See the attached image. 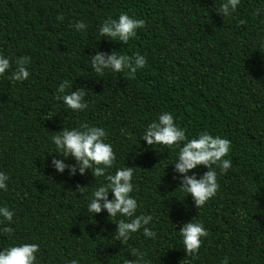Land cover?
I'll return each instance as SVG.
<instances>
[{
	"label": "trees",
	"instance_id": "1",
	"mask_svg": "<svg viewBox=\"0 0 264 264\" xmlns=\"http://www.w3.org/2000/svg\"><path fill=\"white\" fill-rule=\"evenodd\" d=\"M221 2L0 0V53L12 68L17 57L31 58L28 79L0 76V170L9 176L0 204L14 213L13 232L0 233V249L37 243L39 264H122L132 247L151 264H221L225 257L228 264H264V0H240L228 17L216 12ZM120 12L145 20L127 44L97 31ZM76 20L86 21L85 31L72 27ZM95 50L138 52L146 65L134 76L127 70L100 76L89 62ZM65 79L73 91L87 90L86 110L74 112L56 99ZM161 111L171 112L189 138L207 131L230 141L231 167L223 173L217 167L219 187L201 207L173 178L178 149L142 140ZM85 122L106 130L116 157L106 174L135 167L130 195L137 214L153 216L156 239L138 232L120 244L117 218L85 209L103 177L51 167L58 154L51 136ZM206 170L199 165L189 175ZM191 219L208 232L195 256L184 251L178 233Z\"/></svg>",
	"mask_w": 264,
	"mask_h": 264
},
{
	"label": "clouds",
	"instance_id": "2",
	"mask_svg": "<svg viewBox=\"0 0 264 264\" xmlns=\"http://www.w3.org/2000/svg\"><path fill=\"white\" fill-rule=\"evenodd\" d=\"M240 0H222L216 12L223 17L235 13ZM261 12L260 8L256 13ZM57 20L62 21L63 15H58ZM145 26V20L135 18L125 12H120L115 18L107 16L98 25V35L109 41H119L124 44L137 35V29ZM77 32H83L87 28L84 20H76L72 25ZM90 65L94 73L103 76L105 71L119 73L127 70L128 75L134 76L137 70L144 68L146 57L140 53L132 56L118 54V51L101 52L95 50L90 56ZM15 67L10 65L9 58L0 53V76L8 73L7 78L12 81H24L28 79L31 58L28 56L17 57ZM10 70V71H9ZM73 81L61 80L56 87V99L74 112L84 111L88 108V101L84 99L87 90L77 87L72 90ZM71 88V91L68 89ZM106 130L102 127L81 123L77 127L63 128L62 131L51 136V143L56 150V158L51 161V167L57 173H63L67 169L68 174L83 175L86 170L91 171L93 177H103V182L91 191L87 202L86 212L99 214L105 211L108 217L117 218L115 222V236L120 244L127 245L133 234L141 232L143 237L156 239L157 232L154 227H149L153 222L151 214L136 213L137 199L130 195L134 191L133 172L135 167H117L114 173L107 170L114 167L116 159L112 145L106 140ZM142 140L150 146L163 145L178 149L173 164V178H179V188L192 197L195 207H201L212 198L219 187L217 183V167L220 172H226L231 167V160L225 158L230 151V141L219 135H210L202 131L197 136L189 138L186 130L175 121L169 111H161L156 119L150 122L144 129ZM68 158L75 163H66ZM202 165L207 169L203 175L197 178L190 170ZM215 166V167H214ZM9 176L0 170V192L7 191ZM84 190L85 187H79ZM111 193V198H109ZM13 210L6 204H0V233L11 235L13 228L9 225L13 222ZM184 251L195 256L200 248L201 240L208 235L202 222L191 219L184 223L178 231ZM37 243L13 244L0 249V264H39ZM131 259L122 258V264H151L146 259L147 253L138 247L130 248ZM68 264H80L78 259H71ZM221 264H228V258L222 259Z\"/></svg>",
	"mask_w": 264,
	"mask_h": 264
}]
</instances>
